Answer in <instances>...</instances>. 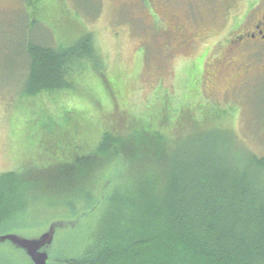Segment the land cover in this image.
<instances>
[{
  "label": "rangeland",
  "instance_id": "374dc122",
  "mask_svg": "<svg viewBox=\"0 0 264 264\" xmlns=\"http://www.w3.org/2000/svg\"><path fill=\"white\" fill-rule=\"evenodd\" d=\"M254 1L260 7L264 0H0V175L25 176L0 202V235L13 231L37 239L51 231L53 221L65 222L55 229L54 247L47 251L55 257L48 261L86 258L90 251L84 249L97 242L90 231L104 225L110 211L109 202L98 220L103 207L98 193L107 188L121 205L114 215L126 221L119 222L122 232L136 220L146 234L164 236L156 212L164 174L176 165V150L183 152L184 167L201 155L199 147L189 149L185 135L213 123L215 129L202 134L209 138L203 141L206 149L212 147L217 156L243 155L234 158L243 161L247 155L235 150L239 144L264 156V47L240 48L247 39L228 42L250 31L253 14L239 31L233 27ZM87 33L96 52L73 63L72 91L35 96L24 91L27 43L67 48ZM76 101L85 108L75 107ZM205 116L214 121L201 123ZM128 119L123 138L137 128L159 138L167 134L170 151L164 159L157 160L151 147L141 156L125 141L116 147L128 149L133 160L119 152L111 156L112 165L100 162V152L91 150L102 133ZM117 171L114 184L104 188L103 177ZM79 175L85 177L82 190ZM136 187L138 200L130 205ZM90 202L95 211L82 224L70 225L71 213L93 207ZM156 237L159 248L175 247L172 235L163 239L168 244ZM14 251V244L1 243L0 264H28L21 248L20 255Z\"/></svg>",
  "mask_w": 264,
  "mask_h": 264
},
{
  "label": "trees",
  "instance_id": "16d2710c",
  "mask_svg": "<svg viewBox=\"0 0 264 264\" xmlns=\"http://www.w3.org/2000/svg\"><path fill=\"white\" fill-rule=\"evenodd\" d=\"M253 3L248 5L247 12L237 21L233 29L243 24ZM90 36V33H87L79 39L80 44L60 49L34 42L27 43L26 53L30 67L24 91L35 96L42 92L56 93L60 89H73L75 87L72 82L73 63L82 64V60H88V57L92 56L91 53L96 52L93 44H90ZM102 77V82L108 85L103 74ZM74 106L79 109L85 108L86 103L76 101ZM207 118L209 117L201 118V123ZM109 120L107 119L108 122ZM209 120L214 121L212 118ZM129 121V119L125 122L120 121L123 124L121 127H112L113 130L108 127L104 130L99 143L91 150L100 152L101 155L98 156L101 158L100 162L105 161L106 164L112 165V162L109 163L111 156H116L119 152L124 154L127 161L133 160L134 157L128 149L116 147L118 143L125 144L130 141H132L130 147L137 149V152L139 150L140 154L143 153L141 156L151 147L153 153L160 156L158 158L155 155L157 160L164 159L165 153L170 151L167 134L161 133L162 138H159L153 133H143L142 129L137 128L128 135V139L123 138L120 132L123 126L131 125ZM212 124L202 129L201 127L193 129L191 133L185 135V138H189L192 142L189 144V149L190 146L199 147L201 155L189 166L184 167L183 152L176 150L175 157L179 159L175 162L174 168L164 174L166 183L163 184L161 193L156 199V212L161 217L162 233L176 238L175 247L159 248L160 241L156 234L162 240L166 239V235L160 236L162 234L157 232L146 234L144 228L139 229L136 220L132 221L131 228L125 229V232L118 228L122 219L118 220L114 213L121 205L115 204L118 200H114L112 194L109 195V190L105 188L114 184L120 172L117 171L113 178L107 174L103 177L102 184L105 188L104 192L101 191L104 195L101 201L103 207L100 209L98 220L103 218V210L110 202V211L107 217H104L106 223L101 226L100 222L94 232L90 231L91 236H95L93 240L97 242L84 249L82 253L90 251L86 258L79 257L73 260L74 263L264 264V156L257 157L239 144H236L235 150L239 154L244 152L247 155L246 160H234L236 156L243 157L238 154L220 153V157L217 156L212 147L206 149L203 146V141L209 138L202 134L215 129ZM231 131L227 128L225 132L234 140ZM191 155L189 154V159ZM98 163L97 161L89 171H94ZM114 169L120 170L118 167ZM22 174L7 172L0 175V202L6 195L16 190L17 184L23 183L22 178L25 176ZM83 178L85 177L78 178L79 183L81 182V185L78 184V190H82L86 185ZM133 179H136V174ZM137 191L136 187L134 200L129 198L130 205L135 204V199L138 200ZM88 205H91V202ZM95 249L99 251L91 253Z\"/></svg>",
  "mask_w": 264,
  "mask_h": 264
},
{
  "label": "water",
  "instance_id": "95a60500",
  "mask_svg": "<svg viewBox=\"0 0 264 264\" xmlns=\"http://www.w3.org/2000/svg\"><path fill=\"white\" fill-rule=\"evenodd\" d=\"M98 195L100 198L99 201L101 202L104 195L100 190ZM93 211H95L94 206L89 209L77 212L74 215L71 213L73 220L71 222L66 221V224L69 223L70 225L74 226L76 221L82 224L86 217ZM63 223H60L59 221H53L50 224L51 231H44L36 237L37 239L31 240H25L23 239V237L17 236L15 232L9 231L7 234L3 233L2 235H0V244L3 242H10L15 246L14 254L20 255L17 252V248H21V250H23L24 256L32 257L35 264H47L46 261L49 256V253H47V251L50 247H54L52 245V238L53 235L55 236V234L57 233L55 229L56 227L57 229H62Z\"/></svg>",
  "mask_w": 264,
  "mask_h": 264
},
{
  "label": "flooded vegetation",
  "instance_id": "af4514ba",
  "mask_svg": "<svg viewBox=\"0 0 264 264\" xmlns=\"http://www.w3.org/2000/svg\"><path fill=\"white\" fill-rule=\"evenodd\" d=\"M249 10H250L249 15H252V14L254 15V20H253L252 27H251L250 31H246L243 34L238 35L237 39H233V41L230 39V40H228V42L233 44L234 41H240V40L247 39L249 42L244 43V45H241L240 48L245 47V45H250V46H255V47L256 46H263L264 47V1H263V5L261 4L260 7L258 6V2L254 1V3L252 4V7ZM239 27H237L235 29H237V31H239L238 30ZM178 28L180 29L183 27L180 25V27H178ZM231 48H233V49L235 48L236 50L239 49V48H236L234 46L233 47L231 46ZM51 257H53V256H48V259L46 261L47 264H52V263H50L51 261L50 262L48 261ZM27 260H28V264H35L32 257H28ZM70 260L71 259H69L68 261L65 260V261H63L64 263H60V261H57V262H55V264H73L74 261L73 260L70 261Z\"/></svg>",
  "mask_w": 264,
  "mask_h": 264
}]
</instances>
